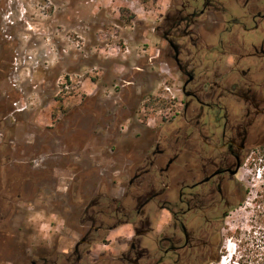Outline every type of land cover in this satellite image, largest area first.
Segmentation results:
<instances>
[{
  "label": "rangeland",
  "instance_id": "1",
  "mask_svg": "<svg viewBox=\"0 0 264 264\" xmlns=\"http://www.w3.org/2000/svg\"><path fill=\"white\" fill-rule=\"evenodd\" d=\"M192 1L0 0V261H38L62 235L74 237L70 249L78 237L71 230L98 193L116 198L127 185V154L183 125L184 78L164 37L167 15L184 3L187 12L202 8ZM214 2L222 13L213 15L214 34L201 30L208 43L222 33L225 49L248 40L233 22H250L252 2ZM200 59L210 71L233 64L216 54ZM253 141L261 143L243 158L233 183L239 201L214 238V258L193 263L264 264V137ZM169 221L162 212L152 228ZM134 235L122 226L97 250L118 255ZM241 238L249 243L239 247Z\"/></svg>",
  "mask_w": 264,
  "mask_h": 264
},
{
  "label": "flooded vegetation",
  "instance_id": "2",
  "mask_svg": "<svg viewBox=\"0 0 264 264\" xmlns=\"http://www.w3.org/2000/svg\"><path fill=\"white\" fill-rule=\"evenodd\" d=\"M201 1L200 10L196 6L187 12L190 4L184 3L166 17V57L184 78L183 112L178 116L183 125L168 135L157 133L150 148L127 154V185L116 198L111 192L98 193L78 218L80 228L70 229L78 236L70 249L65 243L74 237L62 235L56 246H43L38 261L0 264H196L197 258H214V238L239 201L233 183L243 158L260 145L253 140L264 137V0H246L253 7L250 22L234 20L233 25L241 26L249 39L227 49L223 33L216 45L203 35L201 30L209 27L214 34L219 22L213 15L222 10L214 0ZM202 53L220 60L232 57L233 64H218L210 71L204 68L206 59H200ZM162 212L170 221L162 231L155 230L152 221ZM127 225L135 235L126 250L118 255L98 252L103 236L105 241Z\"/></svg>",
  "mask_w": 264,
  "mask_h": 264
},
{
  "label": "trees",
  "instance_id": "3",
  "mask_svg": "<svg viewBox=\"0 0 264 264\" xmlns=\"http://www.w3.org/2000/svg\"><path fill=\"white\" fill-rule=\"evenodd\" d=\"M239 247H242V246H245L246 244H248L249 242L246 240V238H241L240 240H239Z\"/></svg>",
  "mask_w": 264,
  "mask_h": 264
},
{
  "label": "water",
  "instance_id": "4",
  "mask_svg": "<svg viewBox=\"0 0 264 264\" xmlns=\"http://www.w3.org/2000/svg\"><path fill=\"white\" fill-rule=\"evenodd\" d=\"M240 166H241V165L239 164V165H238V168H239ZM235 173H237V170L234 172V174H235Z\"/></svg>",
  "mask_w": 264,
  "mask_h": 264
},
{
  "label": "crops",
  "instance_id": "5",
  "mask_svg": "<svg viewBox=\"0 0 264 264\" xmlns=\"http://www.w3.org/2000/svg\"><path fill=\"white\" fill-rule=\"evenodd\" d=\"M128 226V225H127ZM114 232V231H113Z\"/></svg>",
  "mask_w": 264,
  "mask_h": 264
}]
</instances>
